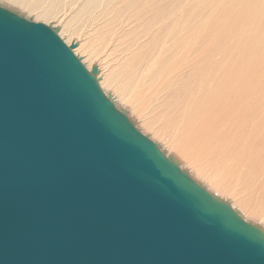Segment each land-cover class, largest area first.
<instances>
[{
    "label": "water",
    "instance_id": "95a60500",
    "mask_svg": "<svg viewBox=\"0 0 264 264\" xmlns=\"http://www.w3.org/2000/svg\"><path fill=\"white\" fill-rule=\"evenodd\" d=\"M74 46L0 5V264H264V232L136 129Z\"/></svg>",
    "mask_w": 264,
    "mask_h": 264
},
{
    "label": "bare ground",
    "instance_id": "6f19581e",
    "mask_svg": "<svg viewBox=\"0 0 264 264\" xmlns=\"http://www.w3.org/2000/svg\"><path fill=\"white\" fill-rule=\"evenodd\" d=\"M56 27L114 106L264 232V0H0Z\"/></svg>",
    "mask_w": 264,
    "mask_h": 264
},
{
    "label": "rangeland",
    "instance_id": "374dc122",
    "mask_svg": "<svg viewBox=\"0 0 264 264\" xmlns=\"http://www.w3.org/2000/svg\"><path fill=\"white\" fill-rule=\"evenodd\" d=\"M46 23V22H45ZM46 24H48V23H46ZM49 25V24H48ZM56 28V27H55ZM57 29V28H56ZM57 33H58V35H59V32L57 31ZM59 37H61V36H59ZM64 40V39H63ZM65 41V40H64ZM67 44V43H66ZM68 46H71V44H67ZM77 55V54H76ZM78 56V55H77ZM79 57V56H78ZM81 60V59H80ZM83 64V63H82Z\"/></svg>",
    "mask_w": 264,
    "mask_h": 264
}]
</instances>
